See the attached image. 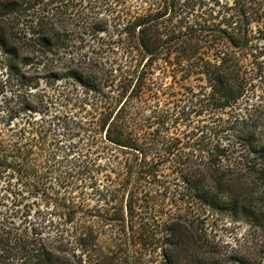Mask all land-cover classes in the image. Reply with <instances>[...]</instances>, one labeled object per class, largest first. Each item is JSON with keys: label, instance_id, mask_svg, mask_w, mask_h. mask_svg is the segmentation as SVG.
<instances>
[{"label": "trees", "instance_id": "trees-1", "mask_svg": "<svg viewBox=\"0 0 264 264\" xmlns=\"http://www.w3.org/2000/svg\"><path fill=\"white\" fill-rule=\"evenodd\" d=\"M263 31L264 0H0V264H143L135 247L162 248L161 264H224L187 224L193 208L258 236V253L230 264H264V98L250 58ZM103 32L116 68L71 49ZM62 79L91 99L61 124L85 145L59 154L33 115L50 97L40 81ZM83 171L94 205L65 188ZM163 174L169 214L142 182Z\"/></svg>", "mask_w": 264, "mask_h": 264}, {"label": "rangeland", "instance_id": "rangeland-1", "mask_svg": "<svg viewBox=\"0 0 264 264\" xmlns=\"http://www.w3.org/2000/svg\"><path fill=\"white\" fill-rule=\"evenodd\" d=\"M132 1V0H131ZM215 3V0H204L205 7L208 5H212ZM221 3V2H220ZM101 13L100 15H102ZM171 14H174L173 12ZM255 30V27H253ZM264 32V31H263ZM263 32H255V36L262 37L264 36ZM76 37L74 36V39ZM85 40H73V44L71 45V49L74 54H80V52H88V54L92 56H97L98 59L104 62L105 66H109V64L113 67H117L120 63V49L117 47V43L114 42L115 36L110 38L107 33H98L93 34L92 38L90 35L84 36ZM253 47H257L256 50L253 51V55L250 57L251 60H255L253 65L256 67L255 71L257 72L258 77L254 80L255 88L258 94L262 95L264 98V38L255 39L253 41ZM80 48V49H79ZM137 59H141L140 56H136ZM162 60H158L153 63L154 74H157L158 77H161L162 74L160 70L162 69ZM109 68V67H108ZM112 69V68H111ZM3 76L0 70V78ZM167 82L171 80V76L166 78ZM40 88L45 89V91H41L44 96H49L47 104H44L39 112H36L33 115V118L36 119V122L42 126L43 130L46 132V142L48 147L51 150H56L59 154H63V151L66 150V147L70 145V143H74V150H79L82 145H85L84 140L77 136L76 130L71 129L74 123L68 127L69 130L65 131L62 129L61 124L65 119H69V117L74 119H79L80 116H86V108L88 103L90 102L89 95L84 94V90L82 86L75 84L71 80H58L56 82L45 84L43 80L40 81ZM2 94L0 88V102H2ZM52 95V96H51ZM46 100V99H44ZM65 132L69 133L68 135L63 134ZM71 138V139H70ZM63 169V167L61 168ZM95 169L93 170V175L95 173ZM65 173V172H63ZM73 176H69L67 174V182L68 187L66 189H72V194L77 197L88 201L89 204L94 205V198L92 197V193L95 192L96 188L87 187L92 174L86 171H83L81 174L72 173ZM103 173H99L97 175L98 184H101L100 187H105L104 184L106 181L102 175ZM53 176H56L54 174ZM57 176H63L60 173H57ZM143 180V179H142ZM173 177H165V175L157 176L155 178L148 177L145 178L142 182L147 186L145 189H149V194L159 203V209L166 214L169 212H175L176 202H175V193L172 189L167 190L163 188L167 182H173ZM150 183L153 187L150 186ZM2 182H0L1 186ZM70 187V188H69ZM56 187L53 185V190ZM64 188V189H65ZM58 190V189H57ZM102 190V189H100ZM3 193V191H1ZM53 193V191H51ZM90 198H93L90 200ZM37 202L36 205L45 208L48 204L46 203L44 197L34 198ZM48 206H52L51 204ZM188 225L193 228V230H197V232H202L200 237L205 238L210 244L212 250L217 254L216 256L222 258L224 264H230L229 258L232 254H238L242 250H250L254 255L258 253L257 248H253L255 243L258 242V236L254 233H248L245 226L241 223H231L227 219L224 220H216L212 218V216L207 215L208 212L203 214H199L196 208L188 209ZM150 214L149 209H145L142 215L148 216ZM214 217V216H213ZM187 220V219H186ZM115 229V226L113 227ZM105 238V237H102ZM114 238H124L121 232ZM120 242L121 240H116ZM136 248L135 256L140 257L143 264H145L148 260H155L151 264H161L162 258V248H158L154 251L148 249H141V247ZM255 251V252H254ZM235 252V253H234ZM238 264V263H233Z\"/></svg>", "mask_w": 264, "mask_h": 264}]
</instances>
